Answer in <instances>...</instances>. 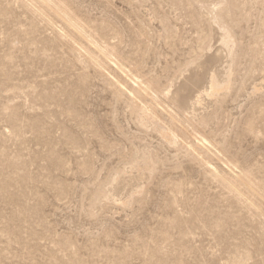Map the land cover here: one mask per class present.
I'll list each match as a JSON object with an SVG mask.
<instances>
[{"label": "rangeland", "instance_id": "1", "mask_svg": "<svg viewBox=\"0 0 264 264\" xmlns=\"http://www.w3.org/2000/svg\"><path fill=\"white\" fill-rule=\"evenodd\" d=\"M0 264H264V0H0Z\"/></svg>", "mask_w": 264, "mask_h": 264}, {"label": "bare ground", "instance_id": "2", "mask_svg": "<svg viewBox=\"0 0 264 264\" xmlns=\"http://www.w3.org/2000/svg\"><path fill=\"white\" fill-rule=\"evenodd\" d=\"M223 42H224L225 45H229V44L232 43V37H231V35H230L229 33H226ZM220 88H221V87H220V85H219L218 83L213 82V83H212V86H211V91H217V90L220 89ZM217 92H218V91H217ZM153 120H154V119H153ZM154 122H155V121H154ZM163 132H165V131L163 130ZM165 134L167 135V138H169V139L171 140V138H170V134H169L168 132H165Z\"/></svg>", "mask_w": 264, "mask_h": 264}]
</instances>
